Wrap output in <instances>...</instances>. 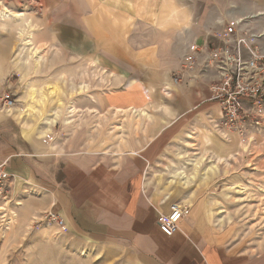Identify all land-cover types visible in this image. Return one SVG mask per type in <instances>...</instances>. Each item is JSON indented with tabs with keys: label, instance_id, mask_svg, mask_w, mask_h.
I'll list each match as a JSON object with an SVG mask.
<instances>
[{
	"label": "crops",
	"instance_id": "0c3cea01",
	"mask_svg": "<svg viewBox=\"0 0 264 264\" xmlns=\"http://www.w3.org/2000/svg\"><path fill=\"white\" fill-rule=\"evenodd\" d=\"M125 2L124 7L131 4L139 14L136 23L141 24L137 26L136 40L125 37L127 25L116 30L119 40L112 39L96 22L94 13L102 10V5L95 4V0L88 4L84 19L78 21L79 29L84 31L82 40L88 45L87 60L94 64L100 50V60L111 67L102 70L117 82L113 89L104 87L102 107L113 111L117 124L150 119L152 108L172 119H162L157 127L164 126L149 140L141 134L131 139L124 150L96 151L85 147L75 136L58 145L47 142L42 138L48 133L45 125L38 130L31 128L17 117L19 110L13 114L12 109L7 110L6 114L19 119L18 124L0 110V162L7 161V172L14 179L13 190L22 191L26 204L39 200L41 211L61 219L66 233L115 246L130 264H255L210 227L206 212L199 205L191 207L187 204L189 198L179 201L180 189L173 194L159 189L157 185L163 190L181 186L178 179L175 184L169 182L174 170L187 171L186 165L166 167V171L148 177L152 151L147 153V148L163 132L197 116L206 119L215 114L219 119L218 105L209 101L212 71L180 86L171 83V74L179 68L189 45L210 49L220 46V34L231 20L240 21L242 31L263 34L256 41L264 50V0ZM103 6L105 14L117 11L106 1ZM242 55L246 58L247 51L242 50ZM158 92L163 93L164 103L158 99ZM186 137L193 135L187 133ZM205 140L211 141L208 136ZM219 148L222 152L227 150L224 146ZM189 152L192 150L185 149L175 156L187 157ZM163 175H167L164 181ZM175 202L188 206L189 212L180 221L178 232L165 236L158 222Z\"/></svg>",
	"mask_w": 264,
	"mask_h": 264
},
{
	"label": "rangeland",
	"instance_id": "374dc122",
	"mask_svg": "<svg viewBox=\"0 0 264 264\" xmlns=\"http://www.w3.org/2000/svg\"><path fill=\"white\" fill-rule=\"evenodd\" d=\"M105 1L117 11L105 14ZM92 2L0 0L10 13V19L0 21V97L14 99V106L10 108L13 114L16 109L19 112L26 109L31 89L42 90L49 96L44 114H50L56 104L53 95H49L48 87L56 86L60 89L57 98L63 104L61 116L51 131L41 137L58 145L75 136L87 148L120 151L128 147L131 139L141 134L143 139L149 140L164 126L157 127L161 125V120L168 121L172 117L152 108L150 119L117 124L113 111L102 107L104 87L113 89V83L117 82L114 76L102 70L111 67L100 60V50L96 52L94 64L87 60L85 54L88 45L82 40L84 31L79 29L78 21L88 13V4ZM98 2H101L102 10L100 8L94 14L103 30L117 41L119 35L116 30L120 25L125 28L127 25L125 37L136 40L137 26L141 22L138 19L139 23H136L139 14L134 12L135 7L131 4L124 7L127 5L125 0H95V4ZM20 13L31 26L26 27V23L19 21L16 14ZM20 29L24 30L23 37L18 35ZM27 32L33 34V45L43 51L42 59L34 69L29 52L22 50ZM26 60L28 64L23 65ZM111 72L114 73L113 70ZM83 84L88 85L84 91L72 94ZM158 94V99L164 103L163 93ZM69 105L74 106L75 112L69 118L71 122L65 124ZM244 108L246 112L249 110L245 120L254 118V125L248 130L245 141L223 130L215 114L213 118L197 116L185 120L187 123L163 132L148 148L146 146L147 153L152 151L147 176L175 165H186L187 172H184L194 175V163L203 159L196 170L195 180L187 187L175 185L163 190L156 185L166 194L180 189L178 200L189 198L187 204L191 207L199 205L201 211L206 212L205 215L201 214L206 217L210 227L221 234L226 243L237 246L255 264H264V104L253 112L250 105ZM2 111L19 124V116L18 119ZM31 119L29 117L23 121L37 130L44 127L40 118ZM187 133L192 134L193 138H187ZM205 136L211 141L206 142ZM185 141L191 144H185ZM220 146L227 147V150L222 152ZM185 149L192 152L178 159L176 152ZM220 155L224 161H218ZM213 164L217 167L215 172L208 173L207 178L201 180L202 171ZM166 178L167 175H163V181ZM13 180V176L7 172L0 182V264H130L124 253L117 251L115 246L58 229L44 218L46 214L41 211L39 200L26 204L22 191L13 190Z\"/></svg>",
	"mask_w": 264,
	"mask_h": 264
},
{
	"label": "built area",
	"instance_id": "2783aa9c",
	"mask_svg": "<svg viewBox=\"0 0 264 264\" xmlns=\"http://www.w3.org/2000/svg\"><path fill=\"white\" fill-rule=\"evenodd\" d=\"M239 26L242 27L238 20L227 23L220 34V46L210 49L189 45L182 55L179 68L171 74V83L175 86L188 85L206 76L208 70L212 71L208 84L209 101L219 107V124L227 133H234L238 139L245 141L248 130L254 125V118L245 120L249 110L246 112L244 106L250 105L253 112L264 104V50L256 41L263 34L242 31ZM242 50L247 51L246 58H243ZM13 106L14 99L0 97L2 110ZM6 167V160L0 162V182L7 175ZM169 210L168 215L158 222V228L165 236L177 233L180 221L189 212L188 206L179 202L172 203ZM44 218L65 231L63 221L56 215L46 213Z\"/></svg>",
	"mask_w": 264,
	"mask_h": 264
},
{
	"label": "bare ground",
	"instance_id": "6f19581e",
	"mask_svg": "<svg viewBox=\"0 0 264 264\" xmlns=\"http://www.w3.org/2000/svg\"><path fill=\"white\" fill-rule=\"evenodd\" d=\"M16 17L19 19V21L22 24L26 23V27L31 26L30 24H28L29 22L25 20V16L23 15V13L16 14ZM8 19H10V13L0 3V21H5ZM18 35H19V37H23L24 36V30L20 29L18 32ZM32 36H33L32 33H30V32L26 33L25 38H23L22 50L25 49L26 51L29 52L30 59L33 60V69H34V68H37L38 64L40 63V60L42 59L43 51L39 47L33 45ZM22 64L27 65L28 64L27 60L24 61V63H22ZM101 81H103L102 78H101ZM48 88H49V95L50 96L53 95L52 98L54 99V103L56 104L50 114H44V110L46 109L45 103H46V100H48L49 96H47L42 90L36 91V89H31V92L28 96V102L26 104V109L23 111H20L18 113V116L21 120H23L25 118H29V117L32 118L33 120L40 118L41 121L43 122V124L46 126L45 132H49L50 131L49 128L51 126H54L55 124H57V121H58L59 117L61 116V111H62V107H63L62 102L57 98V94L60 91V89L56 86H53V85L49 86ZM86 88H87V85L83 84V85L79 86L78 90L76 89V90L72 91V94L76 93V92H78V93L82 92ZM74 112H75L74 106L69 105L67 107V114L69 116L65 117V120H64L65 124H68L71 122L69 120V118H71V116L73 115ZM45 132H43V133L45 134ZM200 161L202 162L203 159H201ZM200 161L194 163V167H195L194 175L193 174L188 175L184 172V170L177 171V169H175L176 171L174 170V172L172 173V176H171L172 180L169 182V184H172V183L175 184L177 182L176 180L178 179L179 180L178 182H180L181 186L187 187L192 182V180H195V176L197 174L196 170L200 167V163H201ZM218 161H224V159H218ZM216 169H217V167L215 164L210 165L206 170L202 171L203 173L201 174L202 175L201 180H205L207 178L208 173H213V172H215Z\"/></svg>",
	"mask_w": 264,
	"mask_h": 264
}]
</instances>
